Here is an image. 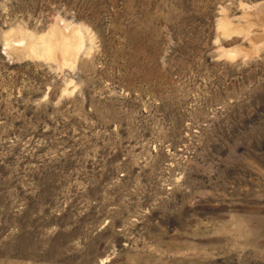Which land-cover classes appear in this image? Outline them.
I'll list each match as a JSON object with an SVG mask.
<instances>
[{"label":"rangeland","instance_id":"obj_1","mask_svg":"<svg viewBox=\"0 0 264 264\" xmlns=\"http://www.w3.org/2000/svg\"><path fill=\"white\" fill-rule=\"evenodd\" d=\"M261 5L0 0V264H264Z\"/></svg>","mask_w":264,"mask_h":264},{"label":"bare ground","instance_id":"obj_2","mask_svg":"<svg viewBox=\"0 0 264 264\" xmlns=\"http://www.w3.org/2000/svg\"><path fill=\"white\" fill-rule=\"evenodd\" d=\"M263 8V9H262ZM256 12L258 14V16L262 19H264V6L262 7V5L260 7H258L256 9ZM61 30L60 32V36H59V42H60V49H59V53H62L64 55V57H67L66 54L68 55H72V48H73V45L75 44V39H76V31L73 30L74 32L72 31H69V32H65L62 27L59 29ZM51 41V39H50ZM51 44H46L45 46V53L47 55H51L52 54V50H51V47H50ZM65 59H68V58H65Z\"/></svg>","mask_w":264,"mask_h":264}]
</instances>
